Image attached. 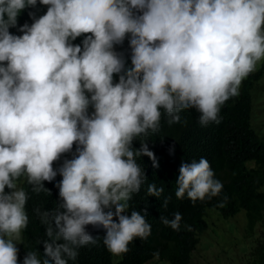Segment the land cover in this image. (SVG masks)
Here are the masks:
<instances>
[{"label":"clouds","instance_id":"9594fccd","mask_svg":"<svg viewBox=\"0 0 264 264\" xmlns=\"http://www.w3.org/2000/svg\"><path fill=\"white\" fill-rule=\"evenodd\" d=\"M263 63L264 0H0V264H69L97 244L89 226L114 256L146 240L128 214L137 157L158 167L148 147L190 109L219 124ZM214 176L205 158L182 163L175 197L219 198ZM173 216L161 222L178 232ZM31 226L48 239L29 251Z\"/></svg>","mask_w":264,"mask_h":264},{"label":"trees","instance_id":"16d2710c","mask_svg":"<svg viewBox=\"0 0 264 264\" xmlns=\"http://www.w3.org/2000/svg\"><path fill=\"white\" fill-rule=\"evenodd\" d=\"M263 83L264 63L242 82L241 96L230 98L221 107L219 124L201 125V114L190 109L180 123L163 127L153 143L155 148L148 147L155 154L158 167L146 155L137 157L146 180L129 202L128 214L131 209L141 211L152 227L151 235L146 240L135 238L126 254L114 256L103 243V230L89 226L97 244L82 247L77 260L69 264H192L214 217L229 220L242 210L246 211L247 223L243 230L246 245L241 248L245 257L240 264H264V122L260 123L258 113L254 114V96L264 92ZM201 158L209 161L214 178L224 187L219 198L193 205L187 196L182 200L175 197L176 180L182 163L198 162ZM149 184L164 191L159 197L148 195ZM225 195L228 200L220 208L217 204ZM50 204L51 200L42 201L41 209L49 211ZM176 212L182 215L178 232L161 222L162 216L173 219ZM45 232L31 226L25 249L37 250L35 247L43 245L48 239ZM230 242L236 246L239 241ZM156 252L159 258L154 256ZM39 253L43 258L44 248Z\"/></svg>","mask_w":264,"mask_h":264},{"label":"rangeland","instance_id":"374dc122","mask_svg":"<svg viewBox=\"0 0 264 264\" xmlns=\"http://www.w3.org/2000/svg\"><path fill=\"white\" fill-rule=\"evenodd\" d=\"M264 87V83H263ZM254 114L258 113L259 122H264V92L254 96ZM215 214L219 215L218 212ZM247 223L246 211L242 210L235 218L229 220L214 217L210 222V229L201 241V245L194 253L192 264H240L244 259L246 241L243 230ZM236 231V232H235ZM239 241L236 246L231 244Z\"/></svg>","mask_w":264,"mask_h":264}]
</instances>
